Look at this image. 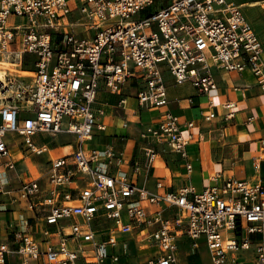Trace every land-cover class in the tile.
<instances>
[{"label": "built area", "instance_id": "obj_1", "mask_svg": "<svg viewBox=\"0 0 264 264\" xmlns=\"http://www.w3.org/2000/svg\"><path fill=\"white\" fill-rule=\"evenodd\" d=\"M12 17L22 22L12 24ZM18 42L20 48L11 49ZM7 54L23 66L28 60L34 77L0 82V195L13 196L33 215L17 226V250L0 246V264H125L122 251L129 237H139L140 248L148 252L137 264H180L183 237L194 251L206 249L212 264H264L261 181L218 173L216 184L202 191L192 185L168 191L163 182L150 190L127 172L108 171L115 159L122 162L113 149L86 148L96 128L105 129L98 124L104 111L95 107L102 84L121 95L134 79L141 85L139 105L159 111L142 138L167 144L188 160L195 134L186 129L196 123L185 129L170 110L163 68L176 83L191 82L201 94L218 88L213 67L234 73L250 69L264 90V46L242 5L234 0H0V59ZM224 108L226 118H234L235 102ZM215 117L212 111L204 115L206 121ZM44 134L75 136L76 152L51 158L43 176L12 189L7 174L18 165L13 150L47 155L49 145L35 141ZM157 156L154 146L146 148L145 166L150 169ZM192 169L187 162L188 173ZM140 171L135 164V174ZM145 204L157 209L150 212Z\"/></svg>", "mask_w": 264, "mask_h": 264}, {"label": "crops", "instance_id": "obj_2", "mask_svg": "<svg viewBox=\"0 0 264 264\" xmlns=\"http://www.w3.org/2000/svg\"><path fill=\"white\" fill-rule=\"evenodd\" d=\"M248 21L254 27L249 19ZM254 29L264 46L260 33L255 27ZM163 74L168 86L170 110L181 118L183 128L186 129L187 123L191 121L196 123L192 130L186 129L187 133L195 134L188 160H182L167 144L142 138L144 128L158 118L159 111L139 105L136 94L141 85L134 79L129 80L121 95L111 92L102 84L95 107L96 110L104 111L103 115L98 116V124L105 126V129L96 128L93 136L87 140L86 148L100 151L113 149L122 162L115 159L108 171L113 174L127 172L140 186H146L150 190H155L157 183L163 182L168 191L188 185L202 191L216 184L213 177L218 173H223L226 177L261 181L264 184V90L253 72L248 69L242 73H234L213 67L211 74L218 88L206 94L199 93L191 82L176 83L165 67ZM123 99H126V103L121 105ZM228 102L236 104L232 119L226 118L229 110L224 105ZM209 111L216 114L212 121L204 118ZM144 113L151 115L143 118ZM35 141L37 144L47 143L50 152L36 156L18 153L14 149L18 165L16 170L7 174L12 189L19 187L25 180L43 176L51 158L69 156L77 150L76 138L69 134L57 137L37 135ZM51 143H58V147L53 148ZM149 146H154L158 153L157 160L150 169L145 166V149ZM187 162L193 165L191 173H188ZM135 164L141 166L139 174L134 172ZM145 206L150 212L157 209L149 204ZM32 215L23 204L14 201L13 196L0 195V246L8 243L11 250H17L19 245L14 241L17 226L23 218ZM259 237L251 236L252 239ZM127 243L126 253L122 251L123 263L132 264L129 262L130 258L136 259L138 263L148 255V252L140 248L142 245L139 237H129ZM131 244H134L132 248L137 254L134 258L133 255L128 257ZM178 244L180 264H191L193 260L195 264H212L206 249L194 251L190 240L184 237ZM143 253L147 255L141 257L139 254ZM6 258L8 261L13 260L11 254H6ZM207 261L209 262L206 263Z\"/></svg>", "mask_w": 264, "mask_h": 264}, {"label": "rangeland", "instance_id": "obj_3", "mask_svg": "<svg viewBox=\"0 0 264 264\" xmlns=\"http://www.w3.org/2000/svg\"><path fill=\"white\" fill-rule=\"evenodd\" d=\"M234 1L236 3L242 5L243 12L245 13L246 17L253 23L254 27L260 33V36H261V38H262V40L264 42V4L263 5H258V6L252 7L249 4L251 2L257 1V0H234ZM244 4H247V5H244ZM153 8H154V6L152 8H150V9H148L145 12L146 13L147 12H150ZM20 22H22V19L21 18H11L10 19V23H12V24H18ZM20 43L21 42H18L17 45H12L11 46V49L20 48ZM23 70H25L24 67H23ZM18 74L21 75V76H23V77H30V78L34 77V74H31V75L30 74H24L23 72H18ZM150 115L151 114H149V113H144L143 114V118L149 117ZM51 146L53 148H56V147H58V143H51ZM132 246H134V244L133 245L131 244V248H130L129 256H128L129 258L132 255H133V258H134V256L137 255V254L134 253L135 251L133 250ZM139 255L142 257V256L147 255V254L146 253H143V254H139ZM129 262L132 263V264L137 263L136 259H131V258L129 259ZM208 262L209 261H207L206 263H208ZM191 264H195V261L194 260L191 261Z\"/></svg>", "mask_w": 264, "mask_h": 264}, {"label": "bare ground", "instance_id": "obj_4", "mask_svg": "<svg viewBox=\"0 0 264 264\" xmlns=\"http://www.w3.org/2000/svg\"><path fill=\"white\" fill-rule=\"evenodd\" d=\"M264 0H257L251 2L249 5L254 7L258 5H263ZM247 5V4H245ZM18 72H23L24 74H33V72L23 70V64L20 62V59H14L11 55L7 54V57L0 59V82L5 83L6 77L11 78H25L18 74ZM146 248L147 246H143Z\"/></svg>", "mask_w": 264, "mask_h": 264}, {"label": "trees", "instance_id": "obj_5", "mask_svg": "<svg viewBox=\"0 0 264 264\" xmlns=\"http://www.w3.org/2000/svg\"><path fill=\"white\" fill-rule=\"evenodd\" d=\"M23 67L25 68V70H30V68L32 69V67L30 66L28 60H27V62L25 63V65Z\"/></svg>", "mask_w": 264, "mask_h": 264}]
</instances>
